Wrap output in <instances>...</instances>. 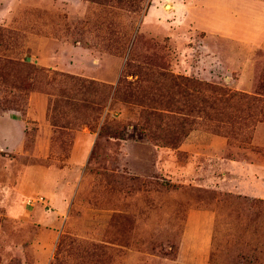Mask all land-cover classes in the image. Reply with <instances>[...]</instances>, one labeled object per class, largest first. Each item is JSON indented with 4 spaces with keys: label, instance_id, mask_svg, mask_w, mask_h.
Wrapping results in <instances>:
<instances>
[{
    "label": "rangeland",
    "instance_id": "374dc122",
    "mask_svg": "<svg viewBox=\"0 0 264 264\" xmlns=\"http://www.w3.org/2000/svg\"><path fill=\"white\" fill-rule=\"evenodd\" d=\"M77 132L90 146L71 166ZM248 168L264 171L260 7L0 0V264H264Z\"/></svg>",
    "mask_w": 264,
    "mask_h": 264
},
{
    "label": "trees",
    "instance_id": "16d2710c",
    "mask_svg": "<svg viewBox=\"0 0 264 264\" xmlns=\"http://www.w3.org/2000/svg\"><path fill=\"white\" fill-rule=\"evenodd\" d=\"M184 81V80H183ZM186 85L185 86H189L190 82L189 80H186ZM200 86H202L204 88V90H206L208 92L209 95H216L217 99H219V102H222L224 104H241V108L246 110V111H252L256 114L261 112V105H262V100L254 97L252 95L249 94H244V93H240L237 91H228V90H224L222 88H215L212 87L206 83L200 84ZM100 88H103V86L100 85ZM207 100H203L202 102L204 104H206ZM56 106H57V100H50L49 101V107H48V111H49V123L52 127H57V123L56 121L52 120V114H54V112L56 111ZM86 107V106H84ZM236 107V106H235ZM238 112H241L240 110H238V107H236ZM241 109V110H242ZM243 112V110H242ZM205 117H207V115H205ZM210 132L217 134V135H222L225 138H228V132H233V127H230L229 130L227 131H222L219 128H215L212 127L209 129ZM233 134V133H232ZM260 205H264V201H259V200H252L250 202V206L252 207H258Z\"/></svg>",
    "mask_w": 264,
    "mask_h": 264
},
{
    "label": "crops",
    "instance_id": "0c3cea01",
    "mask_svg": "<svg viewBox=\"0 0 264 264\" xmlns=\"http://www.w3.org/2000/svg\"><path fill=\"white\" fill-rule=\"evenodd\" d=\"M242 1L245 2V4L248 5L249 7L253 8L254 6H257V7H260L262 10H264V5L259 6L257 4V3H260V2H256V1H252V0H242ZM261 4H264V3H261ZM215 10L218 13V11H219L218 7H216ZM216 17H218V15H216ZM220 28H223V27H220ZM221 30H223V29H221ZM14 122H16V121H14ZM84 135H85L84 132H77L75 134V138L73 140V144H72V148H71V152H70V156H69V162H70L71 166H72L73 163L80 164L85 159V156L87 154V151H88L90 145L84 140ZM20 138H21V135H20ZM21 140L22 139H20L18 148H20V146H21ZM252 172L257 173L258 175H264V171L263 170H255L254 171L251 168H248L247 171H246V176H245L246 184H243L244 187H247V188H253L254 187L252 182L254 180L256 181V177H254V175H251ZM56 201L59 204V208H60L61 200L60 199H56ZM57 208H58V206H57ZM54 217H56L55 212L54 213H50V215L46 218L47 220H45V222L48 221L50 223L51 220H53ZM186 232L187 231L185 230L183 236H185ZM40 243L42 244V243H44V241L40 240ZM38 259L39 258L37 257V261H38Z\"/></svg>",
    "mask_w": 264,
    "mask_h": 264
}]
</instances>
